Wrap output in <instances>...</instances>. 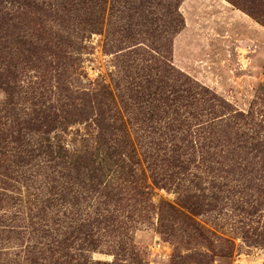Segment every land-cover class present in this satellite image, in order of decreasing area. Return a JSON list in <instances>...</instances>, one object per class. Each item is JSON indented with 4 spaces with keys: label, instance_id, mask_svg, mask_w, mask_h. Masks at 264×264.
I'll use <instances>...</instances> for the list:
<instances>
[{
    "label": "rangeland",
    "instance_id": "1",
    "mask_svg": "<svg viewBox=\"0 0 264 264\" xmlns=\"http://www.w3.org/2000/svg\"><path fill=\"white\" fill-rule=\"evenodd\" d=\"M66 5L86 12L91 7L89 11L94 15L90 23L81 21L79 12L67 13ZM12 25L16 32L30 36L21 38V55L10 56V75H0V143L5 130L8 142L16 132L14 137L35 141L40 149L45 132L52 141H58L56 144L59 139L65 140L69 150L82 151L86 146L92 153L94 140L104 142L103 130L90 122V117L97 114L95 97L105 91L116 103L115 115H111L120 118L114 124L123 129L120 134L131 160L121 164L115 162L119 156L114 160L110 156L112 161L107 167L114 170V175L122 176L120 179L133 175L135 180L146 182L149 198L141 206L137 204L141 216H147L116 223L122 227L119 237L113 239L110 230L101 229L105 242L98 250L76 253L67 248L65 257L55 261L48 255V262L264 264V154H233L235 159L239 155L240 160L248 157L250 164L244 170L240 162L233 167L228 160L225 165L218 164L222 156L215 158L216 162L203 160V169L194 171L198 178L188 176L189 182L180 195L160 189L149 171L148 160L154 156L149 152V138L143 130L137 134L136 126L127 124L128 116L116 89L120 85L127 87L139 68L160 65L169 77L165 81L167 91L183 89V84L200 86L197 91L203 88V106L215 103V115L210 118L216 123L232 120L233 125L237 112L245 113L247 122L254 116L255 123L256 112L264 111V0H101L99 4L94 0H0V31L10 33L8 27ZM154 28L157 31L153 32ZM61 50L68 56L59 61L56 53ZM144 58L148 59L147 65L142 62ZM133 59L139 60L135 64ZM194 95L198 99L196 92ZM63 104L73 108L67 106L66 114L58 112L55 107ZM34 110L45 111L48 118L37 117ZM69 113H75V121L68 119ZM5 115L13 117L10 122ZM208 119L203 116V122ZM253 122L242 125L244 132L249 133L247 128ZM193 125L191 130H196L194 122ZM259 138L264 141V134ZM105 140L112 142L113 137L108 135ZM13 148L5 147L14 155ZM114 151L117 150L112 148L108 153L112 155ZM52 154L34 158L33 169L24 166L23 175L39 176L37 184L28 181V190V183L20 181L22 196L8 190L12 181L3 178L4 168H0V264H24L20 251L33 243L44 250L45 243L51 241L46 234L31 233L36 224L21 236L11 233L7 238L4 231L30 224L28 214L23 215L19 207L11 209L10 204L18 195L24 205L21 200L37 192L40 175L55 174L57 169L45 163ZM84 155L88 163L89 154ZM102 173L108 174L105 169ZM31 209L37 211L35 206ZM84 216L82 213L80 218ZM45 223L51 225L52 220ZM59 236L57 239L63 238Z\"/></svg>",
    "mask_w": 264,
    "mask_h": 264
},
{
    "label": "trees",
    "instance_id": "2",
    "mask_svg": "<svg viewBox=\"0 0 264 264\" xmlns=\"http://www.w3.org/2000/svg\"><path fill=\"white\" fill-rule=\"evenodd\" d=\"M71 1L75 0H66V2ZM94 1L97 4L101 3V0ZM60 5L62 6V4ZM23 7L24 5L21 6V9ZM40 7H43V4ZM89 8L91 7H88L86 12L85 9L80 11V9L77 10L74 6L68 5L66 12L70 15L79 12L78 18L83 22L90 23L94 13L90 12ZM168 9L170 10L169 7ZM169 14L171 15V12ZM82 16L87 18L83 19ZM60 23H62L61 20ZM8 28L10 33L0 31L1 76L10 75L13 68L9 62L10 56L12 54L20 56L21 38L27 37L28 39V36H30L26 32L24 34L19 31L16 32L14 25ZM176 28L177 25H174V30ZM154 29L153 32L157 31L156 28ZM57 52L56 55L59 61L66 59L64 57L68 56L62 50ZM137 60L133 59V63L136 64ZM142 62L147 65L148 59L144 58ZM159 66H157L158 68H139L131 76V81H129L127 87L124 88L120 85L116 88L124 113L128 116L127 124L130 123L136 126L135 131L137 134L143 130L149 138V152H154V156H150L148 160L150 162L149 171L152 181L158 188L174 191L180 195L184 184L189 182L188 176L198 178V172L194 171L203 169V160L216 162L215 158L222 156L223 159L218 161V164L225 165L224 161L228 160L227 164H231L230 167H233L240 162L241 168L243 167L241 170H244L250 164L248 157L244 156L240 160V155L236 156L235 159L233 154H238L239 151H247L248 155L256 154V157L259 154H264V141L259 138L264 134V116H262L264 111L259 110L256 112L255 123L253 122L254 116L251 122H247V116L243 112L235 114L233 125L232 120L228 123L224 120L216 123L214 119L210 118L215 115V103H210L209 107L203 106V95L206 93L203 92V88L197 91L196 88L200 86L189 87V84H183V89L172 88L167 91L165 81L169 77L166 75L164 68L160 69L163 66ZM57 69H59V66H57ZM120 90L123 92L120 93ZM195 92L198 99H195ZM50 99L52 102L55 101L54 97ZM212 101L216 102L217 100L214 98ZM67 106L70 105L63 104L60 108H55L58 112L60 110L61 113L65 112L66 114L68 112V110L65 111ZM94 106L97 114L92 116L93 118L90 117V122L92 121L95 126L103 130L101 138L104 142L94 140L96 145L95 151L92 153L88 152L86 146L82 151L76 150V148L69 150V144L65 143V140L59 139V143L56 144L54 142L57 140L52 141L45 132H43L45 138H43L40 149L35 141L30 142L24 136H22V139L21 136L19 138L14 137L16 132L10 138L11 141L8 142L7 136L4 135L5 130L2 131L1 137L4 138L0 143V168H4L3 178L12 181L8 186V190H15L18 195L22 196L20 181L28 183L27 190L31 186L28 181H31V183L35 181V184H37L36 177L39 175H23L26 172L24 166H30L29 168L33 169L35 163L32 164V162L34 158L38 159V156L43 153L46 157L47 153H53L45 163L48 164L49 168L57 169L54 172L55 174L40 175V184L35 187L37 192L34 190L32 192L35 193H30L27 200L22 199L24 205L20 203L18 195L15 199L12 198L14 201L10 204L11 209L19 207L18 209L23 215L26 212L30 224L22 229L12 230V227H10L9 230L4 231L7 238L11 237V233L24 235L26 229L34 224L37 226L31 227V233L40 236L46 234L51 237V241L45 243L44 250L34 247L36 243H33L29 249L25 248L20 251L23 253V256H21L24 264H60V262H48V255L55 258V261L60 260L61 257L67 255L65 253L69 251H66L67 248L75 249L76 253L96 251L105 242L103 240L104 235L100 233L101 229L106 230L105 232L110 230V236L115 239L122 233L120 231L122 227L116 225L119 220L124 218L133 220L136 216L141 219L140 217L147 216V214L141 216L142 213L138 211L137 205L139 202V206H141V202H145V199L149 200L148 197L146 198V182L135 180L133 175L130 176L132 178L120 179L122 176L114 175V170H109L107 167L112 159H116L117 156H119V160L115 162L126 164V161H131L126 151V142L120 134L123 129L121 126L116 127L114 124L120 119L114 116L116 103L112 95L104 91L97 94ZM70 108L73 107L70 106ZM219 108L222 110L223 107L219 105ZM33 112L37 114V117L45 115L43 118H48L45 111L34 110ZM111 112L114 115H111ZM73 114L75 113H69L67 117L69 120L75 121ZM204 115L209 119L203 122ZM11 117V115L4 116L5 119H10L8 122L13 118ZM98 118L106 119L102 122L96 121ZM193 122L197 126L196 130H191L192 126L195 127ZM252 122V126L247 128L249 133L244 132L245 128L243 127L251 125ZM5 126H7V123ZM108 135L113 137L112 142L105 140ZM7 145L11 146V150L14 147V155L12 151H6L5 147ZM112 148L117 151L110 155L108 150L110 151ZM84 153L89 154L88 163L85 162L86 155ZM110 156L112 159H110ZM18 169L20 171L16 172L15 170ZM103 169L107 171V175L102 173ZM117 171L121 172L120 170ZM127 201L129 204H124ZM82 203L84 205L78 207ZM31 206L33 208L35 206L37 211L34 212ZM90 209H93L95 213L93 219V210ZM82 213H85V216L80 218ZM58 215H61V217ZM47 220H52V224L45 223ZM43 231L45 233H41ZM60 234L63 235V238L59 240L57 238L60 237ZM29 239L32 242V238ZM84 246L87 248H83Z\"/></svg>",
    "mask_w": 264,
    "mask_h": 264
}]
</instances>
